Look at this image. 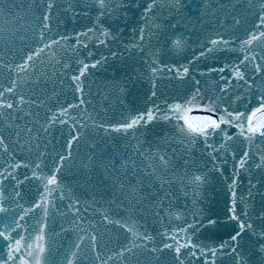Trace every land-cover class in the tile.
<instances>
[{
  "label": "snow or ice",
  "instance_id": "obj_1",
  "mask_svg": "<svg viewBox=\"0 0 264 264\" xmlns=\"http://www.w3.org/2000/svg\"><path fill=\"white\" fill-rule=\"evenodd\" d=\"M21 8L0 0V40L21 45L0 46V264H264V0H28L35 26L6 29ZM100 49L128 54L116 84L146 81L144 110L93 120L105 135L81 152ZM57 62L75 103L33 91ZM213 178L226 200L205 210L197 193Z\"/></svg>",
  "mask_w": 264,
  "mask_h": 264
}]
</instances>
